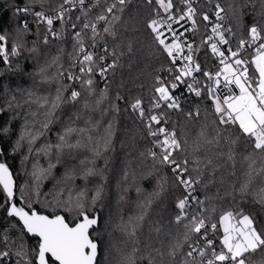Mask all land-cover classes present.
Returning <instances> with one entry per match:
<instances>
[{
  "label": "trees",
  "instance_id": "obj_1",
  "mask_svg": "<svg viewBox=\"0 0 264 264\" xmlns=\"http://www.w3.org/2000/svg\"><path fill=\"white\" fill-rule=\"evenodd\" d=\"M173 3L176 6L180 4L179 0H173ZM217 3L224 9L222 13L229 17L228 28L231 27L232 32L228 38L235 50L239 40L248 39L247 28L253 20L264 27V0H200L197 8L203 13L211 12L215 11ZM12 4L19 7L29 4L32 13L56 10L65 4L64 0H36L35 3L33 0H0V33L4 27L10 33L6 48L10 53L13 42L20 46L19 55L10 56L11 68L16 69L17 65L22 68L19 72L6 71L9 66L0 57V108L5 109L0 113V143L4 149L0 161L7 162L16 179V198L20 201V188L26 186L25 194L38 211L48 215L55 211L70 220L72 216L66 205L70 200L74 203L78 195L84 193L85 203L100 214L106 248H112L111 264H124L126 260L134 264H181L189 244L197 239L194 236L192 240L184 242V226L174 221L177 214L176 199L186 193L176 183L171 167L161 165L158 159L153 160L148 154L150 148L159 153V148L153 147V138L148 136L146 127L148 116L155 111L153 109L149 112L148 109L151 108L156 77L169 81L173 78V73L169 72L172 67L170 58L161 51L145 27V20L156 6L153 4L149 7L146 0H126L122 12L117 7L114 13L109 14L106 12L108 1H105L93 9L76 13L72 17V21L77 24L74 30L67 21L64 24L55 21L54 31L59 32L60 37L51 34L45 44L43 36L46 31L32 13L21 16V20L29 22V32L17 36L13 31L14 26L9 24L14 11L9 8ZM241 5L244 6L242 24L238 19ZM101 14L107 16V22L96 20ZM114 15L120 19L113 20ZM77 16L80 17L79 21L75 19ZM85 20L97 24L95 53L104 55L106 44V60L111 63L116 60L115 69L109 70L104 79H101L98 72L93 75L96 83L92 94L81 88L79 81H69L58 75L67 74L73 57L77 55L73 50V37L75 32L82 30ZM106 26L115 32V36L103 31ZM91 37V29H83L85 46L92 43ZM34 41L36 51L31 52L29 50L33 48ZM193 47L197 63L203 70L207 71L216 63V58L207 49L203 31H199L193 39ZM113 50L115 56H112ZM69 53H72V57ZM252 54L253 49L250 48L243 52L241 58L250 61ZM53 57H59L56 63H52ZM41 69H44L43 75ZM253 69L254 66L249 68L250 74ZM199 77L203 89L200 98L186 93L180 98L183 111L171 110L162 105L156 110V115L163 112L160 126L176 132L180 148L174 152V158L180 162L187 160L188 175L194 180L197 177L200 180V183L194 185L193 194L205 201L204 208H216V212L211 215L213 222H217V231L214 236L210 231L209 236L219 249L223 232L218 220L223 210L242 209L254 218L257 225H264V203L261 202V196L264 195V156L253 153L251 145L246 146L243 137L236 144L231 143L238 132L235 128L228 130L219 125L206 95V88L203 87L208 84L207 78L202 73H199ZM5 85L10 90L8 96L4 94ZM106 85L107 93L101 98ZM17 86L25 91L17 92ZM72 87L81 92L78 101L68 99ZM57 88H62L63 102L58 103L51 116H46L51 102L55 100ZM27 90L34 93L30 102H26ZM10 95H15L17 100L12 102L11 108H7L5 102ZM36 97H47L49 103H37ZM136 98L141 99L146 111L143 122L138 112H134L130 106ZM197 108L199 115L196 113ZM188 112H192V115L188 116ZM45 123H48L47 128L43 127ZM5 126L10 127L7 135L2 131ZM66 127L76 129L68 139L73 145L79 141V146L64 148L61 161L57 164L54 147L47 155L38 149L46 144L54 146L59 143V136ZM156 127L153 123V131ZM29 132L39 133L31 144V152L27 135ZM22 135L25 138L13 152L12 147ZM50 162L55 167L44 173L39 180L34 179L33 164L47 169ZM245 183H248V189L242 194L240 188ZM97 189H100L101 195L93 206L92 197ZM3 202L4 195L0 189V204ZM193 210L199 211L194 203L189 211ZM141 215L144 218L138 221L136 218ZM130 218L136 226L134 236L130 235L131 225L128 232L122 230V225L128 224ZM9 225H16L9 232L11 251L14 252L21 242L27 246L36 244L37 239L28 234L21 240L17 220L7 218L6 209H0V233ZM103 239L100 243L101 258L105 256ZM13 240L15 245L12 244ZM177 242L182 247L176 250L174 257L169 256L171 245ZM2 247L3 241L0 240V250ZM15 259L13 257V264ZM248 260L250 264H264V252L253 253Z\"/></svg>",
  "mask_w": 264,
  "mask_h": 264
},
{
  "label": "snow or ice",
  "instance_id": "obj_2",
  "mask_svg": "<svg viewBox=\"0 0 264 264\" xmlns=\"http://www.w3.org/2000/svg\"><path fill=\"white\" fill-rule=\"evenodd\" d=\"M35 2L36 0H33V3ZM179 2L183 6V11L173 3V0H146L149 7H152L153 4L156 7L153 8L152 14L145 20V27L149 30L161 51L170 58L172 67L169 68V72L173 73V78L170 81L159 76L156 77L151 108L148 111L160 109L162 105L171 110L183 111L180 97L173 95V91L178 90L180 85L186 84L187 91L200 98L203 94V89L198 86L200 82L193 75V73L200 72L207 78L208 84L203 87L206 88V95L210 99L219 125L224 126L228 130L235 128L238 132L235 139H231V143L236 144L243 137L246 141V146L251 145L253 153L264 156V42H261L264 41V27L253 20L252 24L247 28L248 39L239 40L236 50L228 47L226 51H222L220 45L229 44L225 31L231 33L232 29L229 27L225 30L222 24L219 23L223 19L221 13L224 9L217 3L215 6L217 23L212 26V35L207 37L206 46L211 49V53L214 56L219 58L221 67L214 73L205 71L194 60L193 44L187 43L183 39L184 32L177 34L173 29L174 23H179L185 19L191 21L193 30L196 27V9L192 6L191 0H179ZM79 3L83 6L84 0H79ZM64 4L75 7L73 0H64ZM125 4L126 0H117V3L107 7L106 12L112 14L117 7L122 12ZM71 7L65 9L61 5L59 12L53 17L52 15H45L43 11L32 13V8L29 4H25L23 7L12 4L9 8L14 9V11L9 19V24L14 26L13 31L17 36H22L29 32V22L21 20V16L32 13L38 24L40 22L46 24L52 36L58 38L60 33L53 30L54 19L64 24L65 14L71 11ZM243 7V5L239 6L241 11L238 19L241 24L243 23ZM161 9L166 15L161 14ZM174 9L175 14H173ZM75 19L79 21L80 17L77 16ZM119 19V16H113V20ZM202 19L207 22L210 18L207 13H202ZM96 20L107 22V16L104 14L98 15ZM67 22L71 23L73 29L77 28V24L72 21L71 17H69ZM89 28L92 33V47H96L97 24L85 20L82 30L75 32L73 37L75 41L73 50L77 55L73 57L67 74L58 73V75L69 81H79L81 88H85L92 94L96 83L92 78L93 75L98 72L101 79H104L109 70L115 69L116 60H113L111 64H106L108 55L106 44L103 49L104 55L97 56L94 52L86 50L83 29ZM165 29L171 33V42H168ZM103 31L115 36V32L108 26L104 27ZM9 35L8 28L4 27L3 32L0 33V57H3L4 64L9 66L6 71L19 72L22 71L20 65H17L16 69L11 68L10 56H18L20 46L13 42L9 53L6 48ZM39 35L38 30L37 36L39 37ZM48 40L49 37L45 34L43 42L47 44ZM35 43L34 41V46L29 51H36ZM246 44L253 49L250 61L241 58L243 56L241 50L245 48ZM185 48H187V54H185ZM115 55V50H113L112 56ZM69 56L72 57V53H69ZM58 59L59 57H53L52 63H56ZM178 59L183 62L179 67L176 66ZM77 66L79 75L71 71V68ZM252 66H254V69L250 74L249 68ZM43 73L44 69H41V74L43 75ZM185 77H191L192 83H187ZM233 86L239 90L238 94L233 90ZM221 87L223 88V94L221 93ZM9 91V87L5 85L4 94L6 96L9 95ZM16 91L24 92L25 90L17 86ZM61 93L62 88H57L55 100L51 102V108L45 113L46 116H51L52 112L58 107V103L63 102ZM106 93L107 85L101 92V98ZM33 96L34 93L31 90H27L28 101L26 102H30ZM80 97L81 92L72 87L68 99L70 101H78ZM117 98L119 99L120 97L118 96ZM16 100L17 97L15 95H10V98L5 102L6 107L11 108L12 102ZM41 101H43L44 105L49 103L47 97H36L37 103ZM99 102L98 100L97 103ZM17 106H19V102H17ZM85 106H87V102H85ZM130 106L134 112H138L139 118L143 122L146 111L142 106L141 99L136 98ZM4 111V108H0V113ZM196 113L199 115V108H197ZM33 115H36V113H33ZM163 115L164 113L161 112L159 115L152 114L148 116V123L146 124L147 134L153 138V147L159 148V153L150 148L148 149V154L153 160L158 159L161 165L171 167L176 183L181 185L186 193L176 199L175 208L177 214L174 217V221L184 226V242L192 240L194 236L197 239L189 244V250L185 253V258L181 264H250L248 257L251 254L257 251L264 252V225H257L254 218L249 214H245L242 209L238 211L223 210L218 220L219 227L223 229V235L220 237V245L219 249H217L214 240L209 236L210 231L213 236L217 231V222H213L211 215L216 212V208H204L205 201L193 194L195 191L194 185L200 183V180L198 177L194 180L188 175L187 160L180 162L174 158V152L180 148V142L174 129L169 131L166 127L160 126L161 116ZM187 115L191 116L192 112H188ZM153 123L157 126L155 131H153ZM8 124H10V121ZM43 127L47 128L48 123H45ZM2 131L4 135H7L10 127L5 126ZM74 131L76 129L66 127L64 133L59 136V143L54 146L46 144L38 151H43L47 155L54 147L56 163H60L64 148L71 149L79 146V141L75 145L69 142L68 137ZM27 135L29 136V152H31V144L35 142L39 133L32 134L29 132ZM161 137L163 138L161 139ZM24 138L22 135L15 142L12 147L13 152L17 150ZM225 139H229V137H225ZM3 153L4 149L0 148V155H3ZM54 167L55 164L51 162L47 169L39 168L38 165L33 164L32 176L34 179L39 180L44 173L49 172ZM89 171L91 172L92 170ZM15 187V180L10 166L7 162L0 161V189H2L4 195V202L0 204V209H6L7 218L17 219L21 230V240L26 234H33L38 239L36 244L32 246H27L21 242L13 252L9 248V232L16 225H9L8 228L4 229L3 233H0V240L3 241V247L0 250V264H13V257L16 258L14 264H105V259L101 258L100 255V243L104 235L100 224V215L99 212L95 211L94 207L90 208L85 203L83 199L84 193H80L74 203L70 200L68 205H66L69 213L75 212V215L69 220L64 215L56 214L55 211L51 215L38 211L33 207L31 199L25 194L26 186H21L20 188V204L18 205L15 202ZM36 187V196L38 198L39 185ZM160 187L162 189L163 184ZM247 189L248 183H245L241 185L240 192L243 194ZM100 195L101 191L97 189L96 194L92 197L93 206L100 199ZM261 202L264 203V195L261 196ZM193 203L199 208V211H189ZM206 212L210 213V215L205 216L204 213ZM143 218V215H141L136 219L139 221L143 220ZM184 221H187V223H184ZM129 225H131L130 235L134 236L136 226L132 224L131 218L128 224L122 225V230L128 232ZM201 241H203V244H201ZM12 244L15 245V240L12 241ZM181 247L180 242L171 245L168 255L174 257L176 250ZM106 255L107 248L105 249V257ZM124 264H134V262L126 260Z\"/></svg>",
  "mask_w": 264,
  "mask_h": 264
},
{
  "label": "built area",
  "instance_id": "obj_3",
  "mask_svg": "<svg viewBox=\"0 0 264 264\" xmlns=\"http://www.w3.org/2000/svg\"><path fill=\"white\" fill-rule=\"evenodd\" d=\"M105 1H108V5H112L114 3H117V0H84V4L83 6L80 5L79 3V0H73L74 4H75V7H71L69 4H65L63 7L65 9H68L71 7V11L69 12H66L65 14V21H68L69 20V17H72L78 13V12H83V11H86L87 9H93L95 8L96 5H100L101 3L105 2ZM191 3H192V6L196 9V16H195V19H196V27H195V30H193V25L191 23V21H188L187 19H185L184 21H180L179 23H174L173 24V29L176 31L177 34L181 33V32H184V37L183 39L187 42V43H192L193 44V39L198 35L199 31H203V38H205V40H207V37L212 35V26L213 24L217 23V18L215 16V11H211V12H204V13H207L209 15V21H204L202 19V13L201 11H199V9L197 8L198 4L200 3V0H191ZM178 8L181 9V11H183V6L179 4V6H177ZM60 10V7L56 10H50V11H43L45 13V15H52L53 17L56 16V14L59 12ZM161 14L162 15H166L163 13V10L161 9ZM173 14H175V9L173 10ZM221 15L223 16V19L219 21V23L222 24L223 28L226 30L228 29V26H229V17L226 16L225 14L221 13ZM55 21H58V20H55L54 19V24H53V30L55 29ZM38 23V22H37ZM46 31V34L48 35V37H50L51 35V32L48 31L47 29V26L46 24H44L43 22H40L39 23ZM73 29V28H72ZM185 29H187V31H185ZM74 30V29H73ZM228 32L225 31V36L228 40H230L228 38ZM165 35L168 36V42H171V33L167 32V30L165 29ZM86 47V50L88 51H92L95 53V47H92V43L85 46ZM221 47V50L222 51H226V49L228 47H231L233 50L234 47L233 45L229 42L228 45H220ZM208 51L211 53V49L208 48ZM250 47H248V45L246 44L245 45V48L242 49L241 51L245 52V51H249ZM96 54V53H95ZM185 54H187V48H185ZM212 54V53H211ZM97 55V54H96ZM213 55V54H212ZM99 56V55H97ZM193 57H194V60L197 62V58H196V54H195V51H194V47H193ZM216 58V63L212 64L209 69H207V71H210V72H216L220 69V64H219V58L214 56ZM82 58V57H81ZM183 62L180 61L178 59L177 61V67L181 66ZM106 64H111V62H109L108 60H106ZM105 64V66H106ZM73 73L77 74L79 73V69H78V66L74 68V70H72ZM199 73L200 72H197V73H193V75L196 77V79L200 82V77H199ZM185 80L187 81V83H192V79L191 77H185ZM198 86H201V83H199ZM233 90L237 92L238 94V89H235V86H233ZM189 94V92L187 91V87H186V84H182L180 85V87L178 88V90H174L173 91V95L175 96H178L181 98V96H183L184 94ZM221 93L223 94V88L221 87ZM190 94H193V93H190ZM157 109H155L154 111V114H158ZM163 137H161L162 139Z\"/></svg>",
  "mask_w": 264,
  "mask_h": 264
},
{
  "label": "rangeland",
  "instance_id": "obj_4",
  "mask_svg": "<svg viewBox=\"0 0 264 264\" xmlns=\"http://www.w3.org/2000/svg\"><path fill=\"white\" fill-rule=\"evenodd\" d=\"M70 214H71V216H74L75 212H72ZM222 232H223V229H222ZM103 243H104L103 247L105 246V249H106L107 244H106V241H104V239H103ZM110 252H112V248H107V255H106V257L104 256L105 264H111V260H112L113 256L110 254Z\"/></svg>",
  "mask_w": 264,
  "mask_h": 264
},
{
  "label": "water",
  "instance_id": "obj_5",
  "mask_svg": "<svg viewBox=\"0 0 264 264\" xmlns=\"http://www.w3.org/2000/svg\"><path fill=\"white\" fill-rule=\"evenodd\" d=\"M0 148H2V145H1V143H0ZM13 178H14V180H15V185H16V187H15V192H16V188H17V182H16V179H15V177H14V175H13ZM15 202L19 205L20 204V201H18V199L16 198L15 199ZM44 214H46V213H44ZM46 215H48V214H46ZM59 215H63V214H59ZM100 215V214H99ZM65 216V215H64ZM66 217V216H65ZM16 219V218H15ZM66 219H67V217H66ZM17 220V219H16ZM31 238H33V239H38L37 237H35L33 234H28Z\"/></svg>",
  "mask_w": 264,
  "mask_h": 264
}]
</instances>
